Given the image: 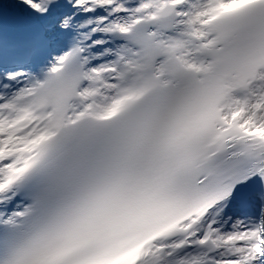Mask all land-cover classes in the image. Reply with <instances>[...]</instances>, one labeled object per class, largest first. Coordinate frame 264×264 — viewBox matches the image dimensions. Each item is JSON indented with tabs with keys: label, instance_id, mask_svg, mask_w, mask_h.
Listing matches in <instances>:
<instances>
[{
	"label": "snow or ice",
	"instance_id": "snow-or-ice-1",
	"mask_svg": "<svg viewBox=\"0 0 264 264\" xmlns=\"http://www.w3.org/2000/svg\"><path fill=\"white\" fill-rule=\"evenodd\" d=\"M0 264H264V0H0Z\"/></svg>",
	"mask_w": 264,
	"mask_h": 264
}]
</instances>
